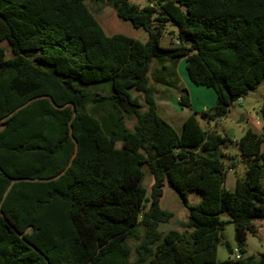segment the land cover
<instances>
[{"label":"trees","instance_id":"obj_1","mask_svg":"<svg viewBox=\"0 0 264 264\" xmlns=\"http://www.w3.org/2000/svg\"><path fill=\"white\" fill-rule=\"evenodd\" d=\"M87 1L0 0V43L12 54L0 47V97L27 101L54 84L75 99L72 181L42 199L38 190L30 193L35 210L68 207L74 236L51 264H264V253L244 257L248 236L258 234L255 222H264V103L262 132L247 130L236 154L223 151L231 140L210 127L264 82V0H148L143 8L107 0L119 19L148 34L146 42L107 35ZM167 36L171 45L164 47ZM180 59L192 83L215 92L216 104L200 115L206 128L191 112L178 133L158 112L150 75L170 86L152 64ZM177 84L179 104L188 109V91ZM33 124L25 120L0 137V264H50L31 245L39 243L19 234L20 218L30 213L18 211L21 196L9 190L8 175L16 158L41 156L49 170L61 146L73 145L65 137L53 149L38 144ZM4 145L12 147L10 154ZM238 165L244 173L229 191L227 176ZM28 167L35 173L40 164ZM146 171L154 181L150 194ZM166 184L188 209L183 232L160 231L173 218L161 207ZM191 192L200 194L198 203L188 202ZM222 215L234 224L239 259L230 248L229 259H217Z\"/></svg>","mask_w":264,"mask_h":264},{"label":"rangeland","instance_id":"obj_2","mask_svg":"<svg viewBox=\"0 0 264 264\" xmlns=\"http://www.w3.org/2000/svg\"><path fill=\"white\" fill-rule=\"evenodd\" d=\"M132 4L139 7H145L149 5L148 0H130ZM91 12L95 15L104 31L111 34H125L127 36L134 35L141 42L148 40V34L143 29H135L129 22L122 21L116 15V12L108 5L107 0H88L86 2ZM0 47L5 48L7 51V57H11L10 48L7 43H0ZM155 63V62H154ZM157 68L156 63L152 69ZM172 68L168 69V73L172 72ZM179 75H181L183 87L188 91L190 98V107H193L194 111H198V118L200 122H203L200 115L204 111L203 104L208 107H214L216 103V95L212 89H208L203 86H196L189 82L187 76V69L185 63L180 65ZM150 83L155 86L156 100L162 104L166 102L165 110L159 109V114L163 119L170 123L174 129L181 133L183 123L185 119L191 113V108H182L177 101V93L175 92V79L170 75L168 82L170 86L157 85L152 75H150ZM162 86V87H161ZM168 90H166V89ZM170 97V99H168ZM7 101V105L3 104V99ZM169 100V101H168ZM164 102V103H165ZM264 103V82L259 86L255 92H251L242 101L236 102L233 106L231 113L229 114L226 125L235 129L236 139L243 136V132L247 131L248 120L250 116H256L259 113L260 108ZM3 108L5 113L0 114V137L1 134L10 131L11 128H15L18 124H21L25 120H32L35 127L34 133L38 144L47 146L49 149H53L55 144L62 140L64 137L68 140H72V149L67 148L68 145H62L57 157L53 159L49 170L44 171L45 160L41 156L37 158H14L16 163L12 164V170L15 169L9 176L11 186L9 190H13L16 195L21 196V202L19 212L22 214L26 211L30 213L29 219L20 218L19 222V234L25 240L31 239L30 242L36 241L41 246L31 244L36 250L44 253L49 263H52L53 258L57 255H65L64 240L71 239L74 233L70 227L68 221V207L62 203H54L53 205L35 210L31 207L36 200L30 193L38 192L40 199L48 191L55 189L63 191L71 183L72 177L67 172H72L73 163L75 158V99L66 95L63 90L59 89L54 84H45L43 91L37 95L29 98L27 101H17L10 95H4L0 97V110ZM246 118L247 121L244 120ZM134 122H127L129 127H132ZM206 128V124L202 123ZM12 147L10 145H4L3 151L10 154L8 150ZM1 149V148H0ZM237 146L234 145V149L230 150V154H235ZM9 160L12 156H6ZM40 164L38 172H33V167L29 168L28 163ZM15 166V167H14ZM27 168V169H26ZM42 170V171H41ZM239 175L244 173V167L237 170ZM38 175V176H37ZM233 175L228 176L226 188L228 190H234ZM154 181L153 178L146 171L144 179V187L151 193V188ZM8 190V191H9ZM7 195H5L6 197ZM201 196L199 193L191 192L188 194V202L190 204H196L199 202ZM161 207L173 214V218L166 224L160 226V231L163 233L177 230L185 231L186 223L188 221V209L184 206V203L180 199L179 195L166 184L164 187V195L161 199ZM221 219L226 222L225 230L223 233V240L218 246V261H225L229 259L231 254L229 248L234 251V255H239L238 247L235 240V228L234 224L228 218L227 215H222ZM258 227V234L256 236L249 235L246 241L247 252L246 256H259L264 253V222L256 221ZM28 242V241H27ZM28 242V243H30ZM132 250H134L136 242L131 240L129 242ZM50 254V256H48ZM135 256V252H133Z\"/></svg>","mask_w":264,"mask_h":264},{"label":"crops","instance_id":"obj_3","mask_svg":"<svg viewBox=\"0 0 264 264\" xmlns=\"http://www.w3.org/2000/svg\"><path fill=\"white\" fill-rule=\"evenodd\" d=\"M104 30V29H103ZM106 33V32H105ZM107 34V33H106ZM107 35H109V34H107ZM112 35H115V34H111V35H109V36H112ZM125 35V34H124ZM129 37H131V38H135V39H137L136 37H134V35H131V36H129ZM162 45L164 46V47H169L170 45H171V37H169V36H167V37H165V38H163V40H162ZM182 63H185V65H186V62H185V60L184 59H180V60H178V61H176V62H164V63H161V64H156L157 65V67L158 68H156V69H158L157 70V76H159L158 78L159 79H163V77L168 81V78H166L165 76H167V72H166V68H172V74L171 75H173L174 76V78L173 79H175V82L177 81V85H178V87L179 88H184L183 86V83H182V78H181V75H179V69H180V65L182 64ZM155 63L153 62V64H152V66L154 65ZM187 76H188V74H187ZM188 80H189V82L190 83H192L191 81H190V79H189V77H188ZM174 82V83H175ZM157 84V83H156ZM192 84H194V83H192ZM157 85H159L160 86V84H157ZM195 85V84H194ZM163 86V85H162ZM161 86V87H162ZM197 86V85H196ZM207 88V87H206ZM166 89V88H165ZM208 89H210V88H208ZM166 90H168V89H166ZM175 92L177 93V101H178V103H180V98H179V94H178V91L175 89ZM216 95V94H215ZM168 99H170V97H168ZM169 101V100H168ZM240 101H242V100H240ZM240 101H238V102H240ZM156 102H157V100H156ZM165 102V101H164ZM164 102H162V104L158 101V103H157V108H159V109H161L162 111L163 110H165V108H166V106L165 105H167L166 104V102L164 103ZM216 104V103H215ZM191 109H190V111L191 112H194V113H199L198 111H194V109H193V107H190ZM203 108H204V111H207V110H210V109H212L211 107H208L205 103L203 104ZM158 109V110H159ZM233 109V108H232ZM203 111V112H204ZM232 111V110H231ZM159 112V111H158ZM231 113V112H230ZM227 119V118H226ZM226 119H223V120H220V121H218V122H215V121H211L210 122V127L212 128V131H214V132H217L218 134H220V135H224V136H226L228 139H230L231 140V144L230 145H228V146H225L224 147V152H229L230 150H233L234 149V145H235V143L237 142V141H239V139L241 138H239V139H236V134H235V129L233 128V127H228L227 125H226V123H227V120ZM244 120L245 121H247L246 120V118H244ZM248 123V128H247V130H252L253 132H255V133H257V134H260L261 132H262V129H263V120H262V118H261V116H260V114L259 113H257V115L256 116H250V119L247 121ZM201 123H204V122H201ZM241 132L243 133V135H244V133H245V131L243 132V130H241ZM238 152V150L235 152V154ZM262 152L264 153V145L262 146ZM241 167H243L242 165H238V167L236 168V170L235 171H230L229 172V174H228V176H231L232 177V175H233V180H234V184L236 183V177L239 175L237 172V170H239V169H241ZM228 176H227V180H228ZM226 184H227V182H226ZM234 189H235V186H234ZM230 191V190H229ZM232 191V190H231ZM234 191V190H233Z\"/></svg>","mask_w":264,"mask_h":264},{"label":"built area","instance_id":"obj_4","mask_svg":"<svg viewBox=\"0 0 264 264\" xmlns=\"http://www.w3.org/2000/svg\"><path fill=\"white\" fill-rule=\"evenodd\" d=\"M174 44L176 45V44H179V42L178 41H174ZM240 258V256L239 255H237L236 256V259H239Z\"/></svg>","mask_w":264,"mask_h":264},{"label":"water","instance_id":"obj_5","mask_svg":"<svg viewBox=\"0 0 264 264\" xmlns=\"http://www.w3.org/2000/svg\"><path fill=\"white\" fill-rule=\"evenodd\" d=\"M197 53V52H196Z\"/></svg>","mask_w":264,"mask_h":264}]
</instances>
